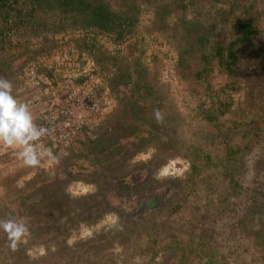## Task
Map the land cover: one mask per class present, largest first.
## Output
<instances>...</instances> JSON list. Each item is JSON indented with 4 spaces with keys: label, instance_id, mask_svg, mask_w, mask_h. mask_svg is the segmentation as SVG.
<instances>
[{
    "label": "rangeland",
    "instance_id": "1",
    "mask_svg": "<svg viewBox=\"0 0 264 264\" xmlns=\"http://www.w3.org/2000/svg\"><path fill=\"white\" fill-rule=\"evenodd\" d=\"M60 3L0 8V77L36 121L39 90L88 57L116 108L55 162L0 144V220L29 228L15 250L0 230V264H264V0ZM234 41L232 73L215 47Z\"/></svg>",
    "mask_w": 264,
    "mask_h": 264
},
{
    "label": "built area",
    "instance_id": "2",
    "mask_svg": "<svg viewBox=\"0 0 264 264\" xmlns=\"http://www.w3.org/2000/svg\"><path fill=\"white\" fill-rule=\"evenodd\" d=\"M75 66L69 67L60 80L48 81L37 95L40 108L34 122L48 131L36 143L53 153L98 139L116 108V99L103 77L96 73L94 62L90 63L87 57L83 65ZM13 146L8 150V158L19 160L20 146Z\"/></svg>",
    "mask_w": 264,
    "mask_h": 264
},
{
    "label": "clouds",
    "instance_id": "3",
    "mask_svg": "<svg viewBox=\"0 0 264 264\" xmlns=\"http://www.w3.org/2000/svg\"><path fill=\"white\" fill-rule=\"evenodd\" d=\"M47 129L37 126L27 104L20 102L13 94V85L0 77V144L19 145V158L26 166H38L42 160H57L51 149L37 146V141L47 134ZM2 230L15 250L17 244L27 235L29 228L17 218L0 220Z\"/></svg>",
    "mask_w": 264,
    "mask_h": 264
},
{
    "label": "trees",
    "instance_id": "4",
    "mask_svg": "<svg viewBox=\"0 0 264 264\" xmlns=\"http://www.w3.org/2000/svg\"><path fill=\"white\" fill-rule=\"evenodd\" d=\"M8 2H9V0H0V8H2L3 6L4 7L7 6ZM71 3H72V0H61V3H60L61 11L64 12V13L72 11V9L74 7L71 5ZM81 3H83V2H81ZM8 6H9L8 9H9L10 5H8ZM94 11H92V13ZM112 13L114 15L110 19L109 18H105V17L100 15L99 19H97L94 22H90L87 25L91 24V25L97 26L102 31H107V30L113 29L114 26H116L118 28V26H120L122 24V21L120 20V15L118 13H117L118 15L116 13H114V12H112ZM115 21H117L118 23H116ZM123 29H125V27H123ZM236 30L241 35L240 39L241 40H247V41H249L250 38L252 37V35L256 34V32H257L256 29L253 27L252 22L250 20H248V21H238L237 22V26H236ZM121 34H122V32H121ZM236 44H237V41H234L232 43V45L228 49L227 55L224 54L223 48H222L221 45H219V47H217V46L215 47V54L218 55L220 62L223 65H225V67L228 70V72H232V73H234V70H235L234 66L236 65L237 60H238V55L233 50V47ZM203 57L205 59L208 58L205 55ZM210 120H211V118H210Z\"/></svg>",
    "mask_w": 264,
    "mask_h": 264
},
{
    "label": "bare ground",
    "instance_id": "5",
    "mask_svg": "<svg viewBox=\"0 0 264 264\" xmlns=\"http://www.w3.org/2000/svg\"><path fill=\"white\" fill-rule=\"evenodd\" d=\"M131 58V57H130Z\"/></svg>",
    "mask_w": 264,
    "mask_h": 264
}]
</instances>
